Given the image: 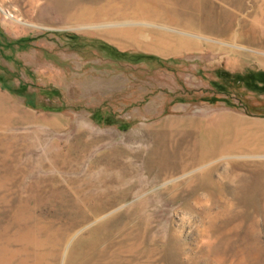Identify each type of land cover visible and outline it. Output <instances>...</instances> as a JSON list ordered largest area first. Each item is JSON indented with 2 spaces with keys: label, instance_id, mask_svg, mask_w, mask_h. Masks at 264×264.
<instances>
[{
  "label": "rangeland",
  "instance_id": "rangeland-1",
  "mask_svg": "<svg viewBox=\"0 0 264 264\" xmlns=\"http://www.w3.org/2000/svg\"><path fill=\"white\" fill-rule=\"evenodd\" d=\"M139 1L0 0V264H264V0Z\"/></svg>",
  "mask_w": 264,
  "mask_h": 264
},
{
  "label": "bare ground",
  "instance_id": "bare-ground-1",
  "mask_svg": "<svg viewBox=\"0 0 264 264\" xmlns=\"http://www.w3.org/2000/svg\"><path fill=\"white\" fill-rule=\"evenodd\" d=\"M136 5H137V8L140 6L141 10H145L147 12L150 11L151 13H159V14L160 13H171L169 9H166L167 12L163 11V8H161V5L159 4V6H158V4H156L152 0H143V1L141 0V1H139V4H136ZM109 31L112 34L116 35V36L120 35V32H121L120 30H116V29H112V30H109ZM126 32L127 31H123V33L125 34V37H127V38H125L126 39L124 41L125 43L128 42V41L133 42L134 44H137V45L140 44V43H143L146 46H148L150 49H154L155 48L154 46L157 44L156 42L154 43V42L146 41V40L142 41L143 39L140 36L139 37H135V36L131 35L130 37H128L127 35H129V34H126Z\"/></svg>",
  "mask_w": 264,
  "mask_h": 264
}]
</instances>
